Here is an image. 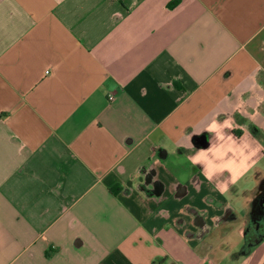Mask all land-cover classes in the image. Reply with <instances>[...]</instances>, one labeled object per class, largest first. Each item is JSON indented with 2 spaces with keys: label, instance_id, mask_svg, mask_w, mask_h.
<instances>
[{
  "label": "crops",
  "instance_id": "obj_1",
  "mask_svg": "<svg viewBox=\"0 0 264 264\" xmlns=\"http://www.w3.org/2000/svg\"><path fill=\"white\" fill-rule=\"evenodd\" d=\"M174 1L0 0V264H264V173L226 199L186 160L264 85V0Z\"/></svg>",
  "mask_w": 264,
  "mask_h": 264
},
{
  "label": "clouds",
  "instance_id": "obj_2",
  "mask_svg": "<svg viewBox=\"0 0 264 264\" xmlns=\"http://www.w3.org/2000/svg\"><path fill=\"white\" fill-rule=\"evenodd\" d=\"M230 108L231 111L215 112L205 126V131L211 134L209 137H214L215 142L208 137L209 147L190 148L191 154L186 156V160L193 167L201 166V174L209 182L216 181L214 187L226 199H230L233 188L238 190L242 199H250L243 198L244 190L251 189L259 182L256 179L258 171L264 173V160L260 155L264 152V144L253 137L250 131L252 125L260 127L258 117L264 114V85H260L253 77L252 83L236 95ZM237 114L244 123L236 119ZM221 116L224 118L220 119ZM237 130L242 135H237ZM180 147L188 148L187 145ZM218 177L225 178L217 180ZM224 244L230 246L231 237H226Z\"/></svg>",
  "mask_w": 264,
  "mask_h": 264
},
{
  "label": "trees",
  "instance_id": "obj_3",
  "mask_svg": "<svg viewBox=\"0 0 264 264\" xmlns=\"http://www.w3.org/2000/svg\"><path fill=\"white\" fill-rule=\"evenodd\" d=\"M177 1H174L173 3H176ZM262 227H263V224L260 221L256 213L255 217L253 218V220L249 223V225L246 228L245 243L243 247L240 249V253H243V254L248 253L254 245H256L258 242L262 240V236L264 233L262 230Z\"/></svg>",
  "mask_w": 264,
  "mask_h": 264
},
{
  "label": "flooded vegetation",
  "instance_id": "obj_4",
  "mask_svg": "<svg viewBox=\"0 0 264 264\" xmlns=\"http://www.w3.org/2000/svg\"><path fill=\"white\" fill-rule=\"evenodd\" d=\"M257 214L262 222L264 224V192L259 196L258 204H257Z\"/></svg>",
  "mask_w": 264,
  "mask_h": 264
},
{
  "label": "built area",
  "instance_id": "obj_5",
  "mask_svg": "<svg viewBox=\"0 0 264 264\" xmlns=\"http://www.w3.org/2000/svg\"><path fill=\"white\" fill-rule=\"evenodd\" d=\"M113 98H114V96H113V95H110V96H109V99H110V100H111V99H113Z\"/></svg>",
  "mask_w": 264,
  "mask_h": 264
},
{
  "label": "rangeland",
  "instance_id": "obj_6",
  "mask_svg": "<svg viewBox=\"0 0 264 264\" xmlns=\"http://www.w3.org/2000/svg\"><path fill=\"white\" fill-rule=\"evenodd\" d=\"M244 243H245V241H244ZM243 245H244V244H243ZM243 245H242V247H243ZM242 247H241V248H242ZM241 248H240V249H241Z\"/></svg>",
  "mask_w": 264,
  "mask_h": 264
}]
</instances>
